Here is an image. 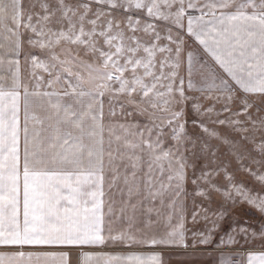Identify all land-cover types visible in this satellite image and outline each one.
Segmentation results:
<instances>
[{
	"label": "snow or ice",
	"instance_id": "6c2138e0",
	"mask_svg": "<svg viewBox=\"0 0 264 264\" xmlns=\"http://www.w3.org/2000/svg\"><path fill=\"white\" fill-rule=\"evenodd\" d=\"M25 43L39 53L25 57L31 87ZM189 106L194 125L231 146L236 170L210 167L212 153L196 175L208 145L190 163ZM189 168L194 196L264 215V0H0V264H73L85 246L189 247ZM201 219L211 227L192 231L193 248L214 243L223 213L192 211L193 225ZM257 240L264 249V223L233 227L209 255L264 264V250L235 259L245 254L232 246ZM78 264L163 261L99 251Z\"/></svg>",
	"mask_w": 264,
	"mask_h": 264
},
{
	"label": "rangeland",
	"instance_id": "374dc122",
	"mask_svg": "<svg viewBox=\"0 0 264 264\" xmlns=\"http://www.w3.org/2000/svg\"><path fill=\"white\" fill-rule=\"evenodd\" d=\"M27 3L28 0H25V7H27ZM189 43L192 44L193 47H197L194 41L190 40ZM29 52H32L33 54L39 53L38 50L31 49L25 43L23 47L24 59L22 61L23 74L21 76L24 83L28 84L31 87L34 81H32L29 76L30 69L25 62V57ZM105 112L106 114L108 112L107 100L105 102ZM117 112L119 113L118 106ZM21 118L23 119V113H21ZM117 119L123 121L124 118L118 116ZM128 119L132 122L138 121L141 124L147 123L146 118L143 116H137L135 118L129 117ZM185 119L187 120L185 132L188 137V140L185 143L188 149L190 150L186 153V155L189 156L190 163L192 162V152L194 151L199 155L202 144L208 145L207 156H201V158L196 161V175H199L200 167L206 163V160L212 159V153H215V164L210 165V167H214L215 165L220 164H226L229 168V171H234L237 169V162L231 155V146L229 144L223 143L221 140L208 136L202 131V129L198 125H194L192 123V120H198L200 118L193 115L190 106L187 109ZM205 124L209 129H216L217 131H219L221 135L228 133V129L224 128L223 126L209 123L207 120H205ZM164 132L166 145L173 144L174 142L170 138L171 129L165 127ZM230 139H233L235 141L238 139V137H236L235 134H231ZM192 141H195L196 146L194 149L192 147ZM248 147L251 148V145H248ZM251 167H253V169L256 168L255 165H251ZM143 169L144 171H147L146 165L143 166ZM187 172L189 180L185 185L186 196H184L182 199L185 205L186 214L188 216V228L192 231H205L207 228L211 227V224L207 223L203 219L199 220V222L195 225L192 224L191 213L192 211L197 210L198 208L201 210L202 214L206 211L207 215L211 219H216L218 214L223 213V219L218 220L219 228L213 236V244H197L196 247L193 248L191 246L192 231H189L187 233L189 247L183 248L180 246H168L163 249V252L167 257V261L169 262V264H207L208 262L211 263L213 261V257L210 256L209 253L211 252L212 248L215 247V244L219 242V238L221 235H224L233 227L240 226L248 227L250 231L259 232L262 223H264V215H261L255 208L251 207L247 203L237 202L235 205H233L231 202H228L227 204H225L222 198L216 195L213 196L212 201L209 203L207 200H203L200 197L194 196V186L191 183V179L195 178L193 175V169L189 168L187 169ZM236 179L238 181L242 180L248 186H252L254 184V180L252 179V177L248 176L246 173L243 172L237 171ZM217 182L223 183L222 177ZM117 245L120 247V250L117 251L118 253L126 254L131 252L132 250V248H128L127 246L119 244ZM232 247L235 249L241 246L234 245ZM243 247L261 248L258 240L253 244L243 245Z\"/></svg>",
	"mask_w": 264,
	"mask_h": 264
},
{
	"label": "crops",
	"instance_id": "0c3cea01",
	"mask_svg": "<svg viewBox=\"0 0 264 264\" xmlns=\"http://www.w3.org/2000/svg\"><path fill=\"white\" fill-rule=\"evenodd\" d=\"M21 2L25 5V0H21ZM23 49H22V54L20 56V61H21V75L23 74L22 70V61H23ZM120 247L118 245H111L109 244L108 246H85L82 249H73L71 252L72 256V261L73 264H78L79 260L82 257L83 252H99V251H104L108 252L111 254H121L118 253ZM129 248V247H128ZM131 252L126 253V254H121V255H127V254H141V255H150V254H159L161 256V259L163 261V264H169L167 261V257L165 253L163 252V249L165 248L164 246H132ZM26 251L28 250H39V249H25ZM49 250H59V249H49ZM153 250V251H152ZM158 250V251H157ZM237 252H243L245 255L243 257L237 255L235 259H245L246 260V254L248 251H261L264 250L262 248H247V247H237L234 249ZM142 251V252H141ZM182 262V261H181ZM207 264H213V261L211 263Z\"/></svg>",
	"mask_w": 264,
	"mask_h": 264
}]
</instances>
